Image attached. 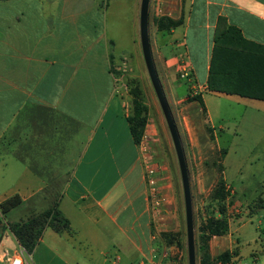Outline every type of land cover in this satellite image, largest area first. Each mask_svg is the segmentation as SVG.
<instances>
[{"label": "crops", "instance_id": "0c3cea01", "mask_svg": "<svg viewBox=\"0 0 264 264\" xmlns=\"http://www.w3.org/2000/svg\"><path fill=\"white\" fill-rule=\"evenodd\" d=\"M154 3V15L181 16L178 24L156 30L162 54L161 73L157 74L165 96L192 98L182 106L192 108L186 116L192 118L191 123L197 119L200 126L208 125L215 132L207 97L226 101V146L219 143V131L214 143L226 148L221 174L228 192V226L225 233L211 235L208 245L209 239L224 245L210 254L234 249L232 262L218 264H236L240 253L233 244L237 240L232 238L230 225L236 220L233 230L253 241L256 236H248L246 221L254 214L264 226V144L259 151L255 149L264 141V0ZM104 8L100 0H0V201L12 194L20 197L14 207L21 205L24 213L12 220L18 221L43 209L35 203L29 205L28 199L57 194L56 206L67 218L68 230L44 227L32 251L25 252L60 254L65 264L68 259L80 264L79 248L71 240L74 233L85 244L101 245L95 216L102 212L109 218L117 214L121 229L144 214V225L152 228L154 223L141 175L135 180V157L129 167L134 185L128 189L129 174L120 172L111 151L109 163L117 177L104 187L107 169L98 143L107 129L90 146L103 116L107 115L106 128L117 118L119 96L114 91L111 66L125 56L113 53L116 43L106 31ZM180 65L187 70V79L180 76ZM194 101L197 110L203 111L200 115L193 111ZM125 116L123 112L118 132L122 131L124 144L132 142V150H136ZM218 126L221 130V124ZM125 152L119 146V154ZM118 187L128 198V206L115 203ZM246 193L250 198L242 197ZM134 199L138 207L133 206ZM130 212L132 221L128 220ZM111 218L114 220V215ZM153 237L151 233L149 241H154ZM20 248L24 251L0 222V254L4 250L15 254ZM149 249V264H176L160 242ZM98 253L88 254L81 264H132V254L116 255L109 261L105 251ZM153 254L158 256L156 260H152Z\"/></svg>", "mask_w": 264, "mask_h": 264}, {"label": "rangeland", "instance_id": "374dc122", "mask_svg": "<svg viewBox=\"0 0 264 264\" xmlns=\"http://www.w3.org/2000/svg\"><path fill=\"white\" fill-rule=\"evenodd\" d=\"M100 2L102 6H105L106 31L109 35L114 37L116 43L113 47V53L119 56H125L121 57L118 62L114 61L116 63L111 66L115 77L114 91L119 96H116L118 107V110H116L118 114L117 118L106 128L105 118L107 115L103 116L102 122L99 123L90 146L92 142H94L95 139L97 140L101 135V131L107 129L106 136L101 138L98 143V150L102 151L104 170L107 169L104 173L107 174V178L104 179V187L115 181L117 177L112 164L109 163L111 157L110 152L113 151L114 158H116L117 163L120 165L121 173H130V159L135 157V171L137 172L135 180L139 178L138 175L140 174L141 185L143 190L147 193V185L144 180V159L141 156L142 153V155L146 156V159L159 164V192L163 194V197L154 211H150L149 202L147 200V207L154 221L152 228L142 223L145 219V214L133 222V225L126 228L122 227L121 229L117 226V224L122 225L119 223V216H117V214H110L111 217L114 215L113 220L111 217H108V214L102 212L101 215L95 216V227L97 228L95 232L100 238L98 240L101 242L100 246L92 247L89 244H85L83 238L76 233L73 234L71 240L79 248L77 254L79 255L78 261H80V264L84 260H87L88 254H99L98 250L105 251V254L109 257V261H112L116 255L132 254V264H141L140 261H143L142 264H149V248L156 247L159 242L166 247L170 254H172L171 261L173 263L175 262L178 264L179 261L181 264H187L185 219L180 175L171 138L141 56L138 41V0H100ZM154 2L155 0H149L148 3V37L156 71L157 73H161L162 54L159 49L156 33L157 29L154 23V17L157 16L154 15ZM133 12L135 14V29L132 22ZM133 86H136L138 89L137 99L142 103L145 116L143 130L136 143L138 149H134L135 151L132 150V142L129 146H126L124 144V136L120 133L122 131L118 132V126H122L124 121L123 112L125 115H129L132 112L133 99L131 89ZM165 98L178 130L186 162L192 209L195 264H199L201 256V250L199 248V230L205 217L211 210H213L214 215L218 214L214 207L212 209L213 202L210 200L212 191L219 179L225 182L224 187L226 189V178L223 179L221 174L222 157L226 148L216 146L214 143L215 133L219 131V143L226 146V101L219 97H207L211 111L210 122L213 124V128L216 129L217 132H215L208 125L203 124L200 126L197 119H193L195 122L191 123L192 120L190 119L192 118L186 116L187 113L191 112L192 108L182 106L192 98L178 100L170 94L166 95ZM120 100L122 106H120ZM193 104V111H196L198 109L197 102L194 101ZM196 112L200 115L203 111L197 110ZM94 116L95 115H92L90 117L93 118ZM210 122L208 123L210 124ZM218 124H221V130H219ZM198 125L200 126L199 128L197 127ZM87 134H91L89 129ZM263 144L264 141H262V143L260 142L255 149L259 151ZM119 146L126 151L122 155L119 154ZM109 164L113 169L110 168ZM243 165L242 170L245 172V168L247 170V167L246 164ZM127 177L130 178V180L126 183V188L131 189L134 185V179L132 178V174H129ZM121 191L122 189H119V187L114 191V193H116L114 201L120 206H128V198L124 195V192ZM57 197V194H37L30 200L28 199L27 202L29 205L35 203L39 209L49 205L55 201ZM242 197L247 199L250 198L248 193ZM223 202L225 204L226 215V195ZM138 205L137 199H134L133 206L138 207ZM112 206L115 207L113 201ZM107 209L110 210L111 208ZM23 213V208L21 205H18L5 214L0 213V222L3 224V227L8 230V222H11L18 216H22ZM238 213L239 211L231 215L235 217ZM129 216L131 218L128 220L132 221L131 212ZM236 223L237 221L235 220V222L230 225L232 238L237 240L233 242V244L237 246L240 253L238 255V263L236 264H264V226L259 225L254 214L251 215L250 221H246L245 224L247 226L248 236H251L252 233L256 236V241H253L252 239L244 240V237L239 234L238 230H233ZM151 233L154 234L152 238L154 241L152 242L149 241ZM223 246L224 245L219 246L209 239V252L215 253ZM25 251L26 250H24L22 254L23 264H34L33 260L35 261L36 259H38L37 264H65L60 254L29 255L26 254L27 251ZM254 255L256 258H253ZM157 258L158 256L153 254L152 260H156ZM236 261V259H233L234 263ZM66 263L75 264L69 259Z\"/></svg>", "mask_w": 264, "mask_h": 264}, {"label": "trees", "instance_id": "16d2710c", "mask_svg": "<svg viewBox=\"0 0 264 264\" xmlns=\"http://www.w3.org/2000/svg\"><path fill=\"white\" fill-rule=\"evenodd\" d=\"M181 21V16L171 18L165 15H157L154 17L156 29L169 28L178 24ZM234 29V28H230ZM226 32V31H225ZM219 34L216 33L214 40L217 42ZM133 106L132 112L125 116L128 130L134 143H137L139 136L143 130L145 116L143 113L142 103L137 99L138 89L133 86L131 89ZM193 98H200L195 95ZM224 181L219 179L216 182L212 191L210 200L213 202V207L217 210V215H214L213 210L205 217L204 222L199 230V248L201 256L199 264H218L232 262L231 257L235 255V250L223 249L216 254H210L208 250V238L214 234H222L227 230V214L225 215V204L223 199L227 196V190L224 187ZM21 201L17 194H12L0 201V212L4 214L7 210L14 207ZM57 199L48 206L36 213L29 214L26 218L18 221L8 222V228L15 236L17 242L26 250L31 251L38 241L44 227L48 226L56 232L68 230L69 224L67 218L57 208ZM227 207V204H226Z\"/></svg>", "mask_w": 264, "mask_h": 264}, {"label": "water", "instance_id": "95a60500", "mask_svg": "<svg viewBox=\"0 0 264 264\" xmlns=\"http://www.w3.org/2000/svg\"><path fill=\"white\" fill-rule=\"evenodd\" d=\"M148 3L149 0H139L138 38H139L140 51L147 76L149 78L150 84L152 86L155 97L162 112L164 121L166 123L171 138L172 146L174 149V153L176 156L179 175H180L181 188H182V197H183L186 260H187V264H195L192 209H191L188 173H187L186 162H185L178 130L176 128L169 105L165 98L163 89L161 87L150 50L149 37H148Z\"/></svg>", "mask_w": 264, "mask_h": 264}, {"label": "built area", "instance_id": "2783aa9c", "mask_svg": "<svg viewBox=\"0 0 264 264\" xmlns=\"http://www.w3.org/2000/svg\"><path fill=\"white\" fill-rule=\"evenodd\" d=\"M180 76L187 79V70L180 65ZM115 81V77H114ZM144 159V180L147 185L146 198L149 202L150 211H154L159 201L162 200L163 194L159 192V174L160 168L158 163H153L146 159L145 155H142ZM22 252L23 249H19L15 254H9L5 250L0 254V264H22Z\"/></svg>", "mask_w": 264, "mask_h": 264}]
</instances>
